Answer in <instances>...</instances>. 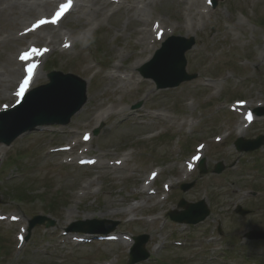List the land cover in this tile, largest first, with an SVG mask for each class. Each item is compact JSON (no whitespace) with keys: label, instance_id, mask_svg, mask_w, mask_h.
Masks as SVG:
<instances>
[{"label":"rangeland","instance_id":"rangeland-1","mask_svg":"<svg viewBox=\"0 0 264 264\" xmlns=\"http://www.w3.org/2000/svg\"><path fill=\"white\" fill-rule=\"evenodd\" d=\"M75 1L53 43L47 32L22 37L43 15L9 17L0 10L1 78L28 46L48 45L52 51L32 90L48 85L53 72L72 74L87 89V103L67 126H36L10 146L3 145L9 138L0 139V264H127L129 241L142 235L149 236L150 258L140 264H264V240L247 237L264 233V144L253 153L234 146L238 139L264 137V118L243 136L237 130L245 116L264 108V0H116L114 7L128 11L88 21H78ZM130 1L147 5L143 17ZM125 13L135 21L128 24ZM145 29L162 37L140 46ZM172 37L195 40L186 72L197 77L158 90L133 66L139 52L149 49L142 58L152 55L151 61ZM113 68L126 80H110ZM15 87L0 98V111L16 104ZM201 149L208 173L195 168L185 176L186 163ZM81 158L95 159L96 166L80 167ZM219 164L223 170L216 174ZM152 172L160 174L146 188ZM182 201H204L209 217L196 226L173 222L168 215L183 211ZM88 214L94 219L85 221ZM35 216L52 226L36 227L21 241ZM79 222L110 234L78 246L76 239L86 235H65Z\"/></svg>","mask_w":264,"mask_h":264},{"label":"water","instance_id":"water-1","mask_svg":"<svg viewBox=\"0 0 264 264\" xmlns=\"http://www.w3.org/2000/svg\"><path fill=\"white\" fill-rule=\"evenodd\" d=\"M194 46V39H169L158 53L155 61L148 69H144L143 75L155 80L159 88L163 89L176 88L182 83L194 80L196 76H190L186 73V53L192 50ZM50 79V85L33 91L26 97L21 106L3 115L0 121V139L9 138L4 141L8 140L7 142L10 144L17 138V134L36 126L67 125L72 117L81 111L87 100L86 84L75 76H64L58 73L50 75ZM261 115L263 116L264 112ZM263 144L264 137H261L253 142L240 140L236 143V147L239 152H254L260 149ZM222 170L223 168L218 166L215 173L220 174ZM200 173H207L204 162L200 167ZM191 188L192 185L187 186L185 190ZM180 207L185 209L182 214L178 216L175 214L170 215L174 221L179 223L197 224L206 220L210 214L203 202L195 205L182 202ZM238 212L245 213L241 210ZM46 221L45 218H38L35 220L36 224L33 225H41ZM249 236L251 239H264V233L261 232H254ZM136 241L137 244L131 254V264L144 261L149 257L145 251L148 238L141 237L137 238Z\"/></svg>","mask_w":264,"mask_h":264},{"label":"bare ground","instance_id":"bare-ground-1","mask_svg":"<svg viewBox=\"0 0 264 264\" xmlns=\"http://www.w3.org/2000/svg\"><path fill=\"white\" fill-rule=\"evenodd\" d=\"M144 1H146V0H144ZM171 1H174V0H171ZM78 2L79 3L77 6L81 7V12H80V16H78V21H82L85 18L87 21L91 18L96 19V18L100 17L101 15H105L106 14L105 12L109 13L110 11H113V10H114L113 12H115V13H119L122 11H128L123 6V4H121V6L119 5V6L114 7L112 5L113 3L111 1H107V0H78ZM58 3L59 2L58 1L56 2L55 0H53V1L52 0H0V10L3 9L5 12V13H1L2 15H6L9 17L15 16L18 13V14L22 15L23 18L24 17L28 18V16L31 13H33V11L35 12V16H37V15L45 16V15H49L51 10ZM127 3H129V2H127ZM130 3H131L130 5H132V7H135L138 9V12H137L138 17H140V16L143 17L145 14V11H146L145 7H147V5L144 4L143 2L133 3L132 1H130ZM129 10H131V8ZM83 13H84V16H82ZM126 15L128 16V24H129V22L133 23L135 21L134 16L131 17L130 13H127ZM83 24H87V22L83 23ZM60 28H61V26L49 27V29L46 28L45 30L43 29L42 31L39 29L36 31L35 34H33V36L41 37L40 35L42 33L47 32L46 36L49 37L50 39H52L51 42L53 43L54 42L53 40H56L60 37ZM192 30L194 31V28H192ZM140 32L143 35L141 38L142 43H140V46L146 45V47L148 46V44H150V42H153L154 38L156 40L158 38V35H159L158 30L156 32H153L152 30L145 29V30H142ZM152 37H153V39H152ZM42 38H43V36H42ZM8 39L14 40V36L12 35ZM47 47H48V45H47ZM144 52L149 53V49H144V51L138 53L140 58L137 57L135 59V64L133 66V69H135V68L138 69V68L145 66V64H147L150 61V59L152 58V55H149L146 58H142ZM17 57L12 62V65L14 66L12 72H10V74L4 78H1V76H0V98H7V97H5V94L9 93L10 90L12 91L13 87H15V83L17 82V79L19 77L21 68L23 66V60H24L21 58V56L18 59H17ZM33 62H36V60H33ZM149 64L146 67H144L145 70L150 67ZM39 71H41V69H39ZM109 79L110 80H117V82L118 81L123 82L126 80L125 77H122L120 75V71H119V69L117 71V68L112 69V73H111ZM1 90H3V92ZM255 120H257V118ZM245 124H247V122L245 123V121H243V122H241V125L237 127L239 135H242V136L244 135ZM91 142H92V140H91ZM76 146L77 145L75 144L74 147H76ZM191 163H194V161L188 163L187 166H192ZM183 174L185 176H187L188 171L184 170ZM123 213L124 212H114V213H110V215L123 214ZM72 217H73V212H70L68 219L72 218ZM105 217H106V215H105ZM84 219H85V221H90L91 219H94V215L88 214L84 217ZM116 240L118 242L125 243L123 238L122 239H116Z\"/></svg>","mask_w":264,"mask_h":264},{"label":"snow or ice","instance_id":"snow-or-ice-1","mask_svg":"<svg viewBox=\"0 0 264 264\" xmlns=\"http://www.w3.org/2000/svg\"><path fill=\"white\" fill-rule=\"evenodd\" d=\"M44 22L45 21H41L40 23H44ZM28 71L31 72V69H29ZM27 83H28V81H25L24 86L21 87V90H20L21 95L23 94L25 87L27 86Z\"/></svg>","mask_w":264,"mask_h":264}]
</instances>
